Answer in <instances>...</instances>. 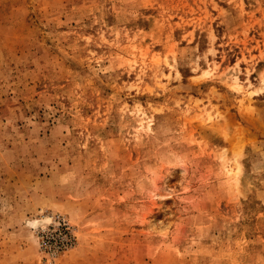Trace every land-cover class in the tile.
<instances>
[{"label":"rangeland","instance_id":"374dc122","mask_svg":"<svg viewBox=\"0 0 264 264\" xmlns=\"http://www.w3.org/2000/svg\"><path fill=\"white\" fill-rule=\"evenodd\" d=\"M0 264H264V0H0Z\"/></svg>","mask_w":264,"mask_h":264}]
</instances>
